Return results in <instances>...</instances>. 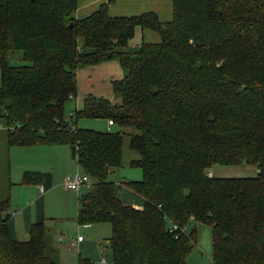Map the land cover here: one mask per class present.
<instances>
[{"label": "trees", "instance_id": "obj_1", "mask_svg": "<svg viewBox=\"0 0 264 264\" xmlns=\"http://www.w3.org/2000/svg\"><path fill=\"white\" fill-rule=\"evenodd\" d=\"M115 1L77 18L78 0H0V123L8 144L76 145L92 181L77 191V219L111 223L103 247L113 264H189L197 228L184 227L192 221L211 226L215 264H264V0H174L170 22L154 12L112 16ZM137 26L161 41L131 47ZM110 60L124 72L113 81L121 103L89 95L69 117L78 71ZM82 118L119 126L84 127ZM127 136L139 154L130 164L143 176L112 180ZM215 164L259 172L215 176L208 171ZM43 178L27 170L22 182ZM11 208L10 195L0 199V264H62L46 219L16 239ZM79 264L95 263L80 256Z\"/></svg>", "mask_w": 264, "mask_h": 264}, {"label": "crops", "instance_id": "obj_2", "mask_svg": "<svg viewBox=\"0 0 264 264\" xmlns=\"http://www.w3.org/2000/svg\"><path fill=\"white\" fill-rule=\"evenodd\" d=\"M106 1L107 0H78V9L76 10L75 15L77 18H84L98 10ZM144 12H154L158 15L161 21L170 22L174 17V0H116L110 5V14L112 16H136ZM145 41L150 43H159L161 41V37L157 32L151 29H143L142 27L137 26L135 36L130 40V46L138 47ZM13 63L15 65H19L22 61H20V59H15V62ZM123 76L124 72L118 60L105 61L98 65L80 69L78 71V95L67 104L68 116L71 117L76 110H82L84 107V101L89 95L104 97L113 103H121V98L115 96L113 81L122 79ZM108 122L109 120H105L104 125L96 126L98 125V122L94 124L87 121L80 123L79 121L78 125L91 128L95 127L96 129L99 128L101 130H107L110 129L111 126L116 125H108ZM4 129L7 130L5 125L0 123V135L3 134L1 135V138L5 139L2 147L7 148V179L9 181L6 184V189H8V191L2 197L6 198L7 195H10L11 199L15 200V202L11 201L13 205L11 209L12 211L16 210V212L8 220L12 236L16 239L26 240L29 238L30 230L34 222L50 217L53 218L55 215L73 219L77 218L78 195L77 198L75 195L73 197L70 190H76L64 185V179L69 176L70 173L75 171L77 165L80 167L77 161V155L73 156L70 153L71 145L60 143L26 146L8 144L9 147H7L8 141L7 137L4 136ZM125 130L132 131L133 129L128 127L125 128ZM53 145H58V147H52ZM123 151V164H130L132 160L139 157V154L130 148L128 136L125 139ZM61 160H64L66 163H59ZM228 166H233L232 170H227L230 172V176H256L259 172L258 167L255 165L230 164ZM27 170L41 171L44 176L43 181L38 184L23 183V174ZM224 170H212L211 175H228L225 174ZM13 175H15L18 180H14ZM17 185L22 187H19V190H14L12 193V189ZM42 186L44 187L43 189ZM18 192L20 193L19 198H17ZM55 201L59 205L58 214L57 212H49L53 211L52 209ZM67 211L69 213L68 215H65ZM82 225L88 227L93 224L79 223V228L84 227ZM197 225L202 250L211 251V253H213L212 234L209 233V235H207V230L210 229V227L204 223H198ZM49 226L51 227V230L54 228L50 224ZM53 240L58 242L59 236L54 237ZM68 241L69 238L66 237L65 242H63L64 245H67L68 249L70 248V245L77 246L79 259L80 256H83L84 254L85 256H83V258L89 259L92 262L97 260L98 262L96 263L98 264L103 262L106 263L109 260L113 262L111 254H109L108 258L107 256H104V254H107L106 249L102 250L101 248L100 252L96 241L87 240L86 237H83L82 239L78 238L77 244ZM58 253L62 264H75L74 261H71L73 258L69 259L66 253L61 252V246H59ZM100 253L103 254V257H101Z\"/></svg>", "mask_w": 264, "mask_h": 264}, {"label": "rangeland", "instance_id": "obj_3", "mask_svg": "<svg viewBox=\"0 0 264 264\" xmlns=\"http://www.w3.org/2000/svg\"><path fill=\"white\" fill-rule=\"evenodd\" d=\"M18 54H21V52H15L11 54V58L13 60V62H15V59H19L18 58ZM105 120L106 119H89V118H82L80 119V123L81 122H90V123H96L98 122V125L96 126H102L105 124ZM79 123V122H78ZM119 125H114L110 127L111 129H117ZM95 128V127H94ZM99 129V128H97ZM4 136L7 137V130H3ZM3 135V134H1ZM0 135V198H4L2 197L4 194H6V192L8 191V189H6V184L9 182L8 181V177H7V169H8V158H7V148L2 147V145H4V138H1ZM7 147L8 146V142H7ZM52 147H58V145H53ZM68 147V146H66ZM70 153L72 155V150L70 148ZM51 157V155H50ZM59 163H66L64 160L59 161ZM15 164V162H14ZM233 166H228V165H222V164H215L213 167H211L208 171L210 172V174L212 173V170H217V169H221L224 170L225 177H237V176H244V175H231L230 176V172H228V169L232 170ZM82 172L81 168L77 165V168L75 169V171H73L72 173H70L69 175H76L78 172ZM223 172V171H222ZM224 174V173H222ZM143 176V169L142 167L138 166V165H131V164H123V166H120L118 169H115L114 171H111L109 174V178L112 180H119V181H124L127 179H141ZM217 176V175H215ZM224 176V175H222ZM13 179L14 180H18L16 179L15 175H13ZM65 180V179H64ZM63 182V181H62ZM86 186V185H85ZM22 186H14V188L12 189V193L14 192V190H19ZM84 187V186H83ZM85 189V188H84ZM70 193H72L73 197L75 195V197L77 198L78 192L77 191H71ZM8 196V195H7ZM20 197V193L18 192L17 198ZM12 202H15V200L11 199ZM11 206L12 203H11ZM53 211H49V212H59V205L58 203L55 201L54 205H53ZM68 211L65 213V215H68ZM64 215V216H65ZM47 223L50 224L51 226H53L54 228L52 229L53 232V238L56 236H59V240L58 242H55L54 240L53 245L59 250V246H61V252H64L68 255L69 259H72L71 261H74L75 264H79V251L77 250V246H71L70 244V248H67V245L65 246L63 242H65L66 237L69 238L68 242H73L75 244L78 243L77 239L79 238V236L82 237H86L87 240H93L97 242V245L100 249L101 252V248L102 250H104V242L106 243V240L112 235V226L111 223L109 222H104V223H97V224H93L90 226H84L82 228H79V223L77 221V218H67V217H59L58 215H55V217L53 218H47ZM170 222H172V220L170 219ZM198 223H204L202 221H192L189 224V227L185 226L184 229H187L188 231L190 229L193 228V226H195L197 228V238H198V243L196 244V246L192 249L190 255L188 256V262L189 264H215L213 258H212V253L211 251H203L202 247L200 245V239H199V234H198ZM205 225H207L208 227H210V229L207 230V235H209V233L212 234V228L209 224L204 223ZM179 225V224H178ZM180 227V226H179ZM67 235V236H66ZM61 243V245H60ZM63 243V244H62ZM105 249L107 250V254H104V256H107V258L109 257L110 254V249L108 248V246L105 244ZM84 253V251H83ZM101 254V253H100ZM83 256H85L83 254ZM82 256V257H83ZM101 257H103V254H101ZM98 262L97 260L94 262L95 264ZM99 264H113V262H111L110 260L108 262H103V263H99Z\"/></svg>", "mask_w": 264, "mask_h": 264}, {"label": "built area", "instance_id": "obj_4", "mask_svg": "<svg viewBox=\"0 0 264 264\" xmlns=\"http://www.w3.org/2000/svg\"><path fill=\"white\" fill-rule=\"evenodd\" d=\"M113 121L109 120L108 125H113ZM91 177L89 176V174L85 173V172H78L76 175L72 176L69 175L65 178L64 180V185L66 187L75 189L78 192H81V187L85 184H89L91 183ZM44 187L42 186V189ZM179 225L177 223H173V228L172 229H176L178 228ZM80 239H82V236H79Z\"/></svg>", "mask_w": 264, "mask_h": 264}, {"label": "water", "instance_id": "obj_5", "mask_svg": "<svg viewBox=\"0 0 264 264\" xmlns=\"http://www.w3.org/2000/svg\"><path fill=\"white\" fill-rule=\"evenodd\" d=\"M71 149H72V155L73 156H76V154H77V147H76V145L72 144L71 145Z\"/></svg>", "mask_w": 264, "mask_h": 264}]
</instances>
